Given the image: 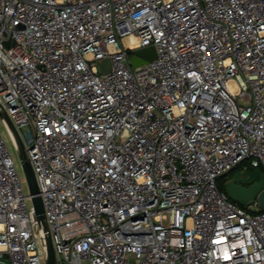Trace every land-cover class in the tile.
I'll return each mask as SVG.
<instances>
[{
  "label": "built area",
  "instance_id": "obj_1",
  "mask_svg": "<svg viewBox=\"0 0 264 264\" xmlns=\"http://www.w3.org/2000/svg\"><path fill=\"white\" fill-rule=\"evenodd\" d=\"M0 110V262L264 264V0H0Z\"/></svg>",
  "mask_w": 264,
  "mask_h": 264
},
{
  "label": "water",
  "instance_id": "obj_2",
  "mask_svg": "<svg viewBox=\"0 0 264 264\" xmlns=\"http://www.w3.org/2000/svg\"><path fill=\"white\" fill-rule=\"evenodd\" d=\"M13 43V39L6 41L7 47H10ZM156 57L157 51L153 45L142 47L132 50L131 63L134 67H139L149 61L156 59ZM98 65L102 74L108 73L112 69V62L110 58L99 60ZM0 116L6 118V120L14 129L19 144V158L26 173L31 194L33 195V203L37 215L42 217L45 214L44 202L40 195V188L37 182L34 168L27 155L25 143L19 132L12 125L8 115L0 110ZM243 175L245 174L237 173L235 177L231 181H229L226 186L227 193L232 200L248 205H253L255 204L256 200H258L260 208L264 210V174L262 170L257 169L251 171L247 173L244 178H242L244 182L253 181V183L250 185L240 184L236 181L238 179L241 180V176ZM48 254L49 259L47 264H57L56 252L51 238H49L48 241Z\"/></svg>",
  "mask_w": 264,
  "mask_h": 264
},
{
  "label": "rangeland",
  "instance_id": "obj_3",
  "mask_svg": "<svg viewBox=\"0 0 264 264\" xmlns=\"http://www.w3.org/2000/svg\"><path fill=\"white\" fill-rule=\"evenodd\" d=\"M0 131H1L2 135H3V137L5 138V140H6L7 144H8V146H9V149L11 150V152H12L14 158H15L16 161H17V164H18L19 169H21V162H20V158H19V152H18L17 149L15 148V146H14V144H13V142H12L10 136H9V133H8V131H7V129H6L5 125H4V123L1 121V119H0ZM239 167H240L239 171H242V170H243V166L241 165V166H239ZM219 183H220L221 187H222L223 189L226 190V186H227V184L229 183V174L225 175V176L223 177V179H221V180L219 181ZM252 209H253V210H258V209H260V208L254 206V207H252ZM0 264H12V263H11V261L8 260V259H1Z\"/></svg>",
  "mask_w": 264,
  "mask_h": 264
},
{
  "label": "flooded vegetation",
  "instance_id": "obj_4",
  "mask_svg": "<svg viewBox=\"0 0 264 264\" xmlns=\"http://www.w3.org/2000/svg\"><path fill=\"white\" fill-rule=\"evenodd\" d=\"M262 172H263V174H264V170H262ZM237 173H242V171H239V169H237V170H235V171H233V172H231V173H229V178H230V181L235 177V175L237 174ZM245 177V175H243V176H241V180H236L238 183H240V184H246V185H250V184H252L253 183V181H251V182H244L243 180H242V178H244Z\"/></svg>",
  "mask_w": 264,
  "mask_h": 264
},
{
  "label": "trees",
  "instance_id": "obj_5",
  "mask_svg": "<svg viewBox=\"0 0 264 264\" xmlns=\"http://www.w3.org/2000/svg\"><path fill=\"white\" fill-rule=\"evenodd\" d=\"M237 169H240V167L235 168V169L232 170L231 172H233V171H235V170H237ZM231 172H230V173H231ZM222 179H223V178H222ZM229 180H230V178H229ZM220 187H221V185H220ZM221 189H222V190H225V189H223L222 187H221Z\"/></svg>",
  "mask_w": 264,
  "mask_h": 264
},
{
  "label": "bare ground",
  "instance_id": "obj_6",
  "mask_svg": "<svg viewBox=\"0 0 264 264\" xmlns=\"http://www.w3.org/2000/svg\"><path fill=\"white\" fill-rule=\"evenodd\" d=\"M126 42L129 43V39H127Z\"/></svg>",
  "mask_w": 264,
  "mask_h": 264
}]
</instances>
